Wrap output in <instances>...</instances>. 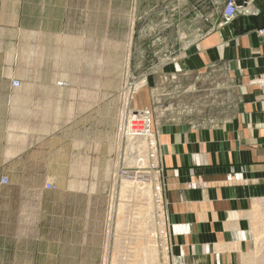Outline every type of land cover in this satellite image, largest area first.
Listing matches in <instances>:
<instances>
[{
  "label": "crops",
  "instance_id": "obj_1",
  "mask_svg": "<svg viewBox=\"0 0 264 264\" xmlns=\"http://www.w3.org/2000/svg\"><path fill=\"white\" fill-rule=\"evenodd\" d=\"M190 3L191 22L185 30L177 26L173 62L192 70L222 65L240 105L233 117L158 131L171 254L244 264L254 244L240 234L249 237L251 211L264 196V87L250 82L264 78V35L257 33L264 29V0L239 3L229 23L221 22L225 0ZM136 6V0H0V264H103L110 191L94 177L103 167L117 171L113 140L104 141L96 119L94 126L87 122L99 111L72 119L71 91L39 81L44 74L69 78L71 65L117 62L120 22ZM150 10L148 4L144 21ZM158 42L166 47V37ZM60 92L64 111L56 119Z\"/></svg>",
  "mask_w": 264,
  "mask_h": 264
},
{
  "label": "rangeland",
  "instance_id": "obj_2",
  "mask_svg": "<svg viewBox=\"0 0 264 264\" xmlns=\"http://www.w3.org/2000/svg\"><path fill=\"white\" fill-rule=\"evenodd\" d=\"M148 4L151 6L150 15H146L144 21L143 13L146 12ZM136 5L138 6H136L135 15L129 18L125 16L124 21L120 22L117 62L101 65L93 63L71 65L69 78L60 76L51 80L47 74H44L39 81V86L53 89V91H71L70 117L72 119L81 112L87 111L88 114H94L99 111V116L91 117L87 119V122L91 121L94 126V119H96L97 125L102 128L104 141L107 138L113 140L112 166L115 170L117 168V171L109 173L103 167L94 177L96 182L106 184L110 191L103 225V264L104 262L110 264L114 257H117L114 263L123 264H128L125 261L133 259L130 257L135 242L133 237L142 235L140 231L142 219L136 215V210L138 206L143 207L141 204H144V206H151V211L154 212L158 199L162 210L163 229H159V221L155 215L151 217L153 226H149L156 237L157 262L175 264L177 259L171 254L172 226L168 224L165 208V185L159 154L158 131L169 127H195L214 120L233 117L239 109L240 95L233 78L222 65L192 70L186 65L173 62L180 50L175 41L177 26L181 24L182 29L185 30L191 22L190 0H183L182 5L180 0H161L160 2L159 0H136ZM175 9L179 11L174 12ZM159 10L165 14H160ZM132 20L135 23L134 31L131 30L130 25ZM159 29L162 32H159ZM159 35L166 37V47L159 46ZM148 38L151 39L150 44L147 41ZM250 82L255 85L254 80ZM58 83H64L65 86H59ZM62 99V92L56 94V119L63 116ZM132 104H136L135 110L132 109ZM65 111H67L66 108ZM139 112L149 114L152 123L151 135L154 140L150 149L147 147L148 149L145 148L142 152L146 154H143L144 156L141 154L142 157L138 156L141 153L138 150L139 139L128 138L125 133L123 134L131 115ZM66 114L68 115L67 112ZM87 134H94V128L88 129ZM103 165L105 166V161ZM125 183L129 189L124 191L125 195L121 192L119 194L123 186H126ZM135 183L139 184L136 186ZM156 189L159 191V198ZM143 190L148 192L143 193ZM141 191L143 194H140ZM118 204L124 205L122 212L125 220H120L121 224L116 227L119 220L117 219L120 207ZM262 204H264V196L258 199L257 205H261V207L258 206L261 211L264 210ZM132 214L134 219H131ZM135 217L138 219L135 220ZM122 233L131 234L133 241L128 235H121ZM260 236L261 239L253 242L255 244L252 254L256 258L254 264H259V255L264 251V227ZM125 238L126 241L122 240ZM117 245L120 246L115 247ZM258 246L262 248L259 249ZM118 249L121 251L119 252ZM127 252L129 257H125Z\"/></svg>",
  "mask_w": 264,
  "mask_h": 264
},
{
  "label": "bare ground",
  "instance_id": "obj_3",
  "mask_svg": "<svg viewBox=\"0 0 264 264\" xmlns=\"http://www.w3.org/2000/svg\"><path fill=\"white\" fill-rule=\"evenodd\" d=\"M140 94V93H139ZM125 115H126V112H125ZM123 116H124V114H123ZM125 133V135H126V137H128V138H132L133 139V137H131V134L129 133V130H128V125L126 126L125 125V128H124V132H123V134ZM139 140L138 141H140V146H138V150L141 152V153H139L138 154V156L140 155L141 156V154H142V152H144L145 151V148H147V147H149V149H150V146H152L154 143H153V139H152V136H149V137H140V138H138ZM131 140V139H130ZM129 142V141H128ZM153 148V147H152ZM148 149V148H147ZM137 150V151H138ZM155 150V149H154ZM154 152V151H153ZM147 153V152H146ZM144 155H146L145 153H143ZM142 154V156H144ZM141 156V157H142ZM133 161V160H132ZM132 163V162H131ZM130 163V164H131ZM132 166L134 165L133 163L131 164ZM137 166V165H136ZM145 166V165H144ZM145 168V167H144ZM136 184V183H135ZM139 184V183H138ZM138 184H136V186L138 185ZM141 184V183H140ZM124 185H126V186H123V188L121 189V191H119V194H124L125 195V193H124V191H126L127 189H129L128 187H127V184L125 183ZM143 187H144V185L143 184H141ZM148 185V184H147ZM158 186V185H157ZM138 189H142V187L141 188H139V187H137ZM157 190V196H158V198H159V191H158V189H156ZM136 191V190H135ZM147 190H145V192H146ZM121 192V193H120ZM144 192V190H143V193H145ZM148 192V191H147ZM142 193V191H141V193L140 194H143ZM118 194V195H119ZM131 195V194H130ZM146 196V195H145ZM145 196H143V198L145 197ZM135 197V196H134ZM139 197V196H138ZM135 198H137V197H135ZM140 198H142V197H140ZM146 198V197H145ZM137 200V199H136ZM130 201V200H129ZM156 203H157V208H155L154 209V212H152L151 210V206L150 207H148L147 205L146 206H144V204H141L143 207H141V206H138V209L136 210V209H133L134 211L136 210L137 211V216L139 217V218H141L142 219V223H141V225H142V227H141V229L142 230H140L141 231V233H142V235H140V237H133L134 238V248H132V256H130L131 258H133V259H131V260H129V261H125V262H128V264H159L158 262H157V255H156V251H157V249H156V241H155V235H154V233L152 232V231H150L151 229V227H149L150 225L151 226H153V223H152V219H151V217H153V215H155L156 217H157V221H159V223H158V225H159V229L161 230V229H163V221H162V219H161V217H162V210H161V206H160V202H159V199L156 201ZM258 203H255L254 204V206H253V209H252V211H251V214H250V217H249V222H250V231H249V233L247 234V235H249V237L248 236H246L244 233L243 234H240V236H241V239L242 238H244V239H247V238H251V240H252V242H254V240H259V239H261V234H262V231H263V227H264V210L263 211H261L260 210V208H258V206H260L261 207V205H257ZM259 204H261V203H259ZM120 207H119V213L117 214V219H119L118 221H117V223H116V227H118V225L119 224H121V221H123V220H125V217H124V213L122 212V209L124 208V205L123 204H118ZM262 205H264V204H262ZM129 208H130V206H129ZM134 208V207H133ZM129 213V212H128ZM135 213V212H134ZM133 213V214H134ZM132 214V215H133ZM248 214V213H247ZM126 216V215H125ZM127 217V216H126ZM131 219H134V215H133V217H131ZM136 219H138V218H136L135 217V220ZM121 220V221H120ZM133 221V220H132ZM135 222V221H134ZM133 222V223H134ZM141 222V221H140ZM112 222H110V224H111ZM123 225V224H122ZM136 226H138V225H136ZM248 226V225H247ZM123 227V226H122ZM131 227V226H130ZM112 229V228H111ZM120 230V229H119ZM139 230V229H138ZM174 231H176V228L174 229ZM248 231V230H247ZM119 232V231H118ZM130 232H132V231H130ZM136 232V231H135ZM125 233V232H124ZM124 233H122L121 235H123V236H127L128 234H124ZM133 234V233H132ZM116 236V235H115ZM131 234H129L128 235V237L130 238V240H132L133 241V238L131 239ZM127 237V238H128ZM129 238L127 239V241L129 240ZM263 238V237H262ZM116 239V238H115ZM114 240V239H113ZM122 240H125L126 241V238L125 239H122ZM131 242V241H130ZM263 242V241H262ZM256 243H257V241H256ZM131 244V243H130ZM133 244V243H132ZM255 244V243H254ZM113 245V244H112ZM234 245V244H233ZM118 246H120V245H117V246H115V247H118ZM126 247V246H125ZM132 247V246H131ZM233 247V246H232ZM236 247V246H235ZM252 247V246H251ZM256 247H257V245H256ZM258 248H259V246H258ZM262 248V246L259 248V249H261ZM128 249H130V248H128ZM254 249V248H253ZM259 249H256V250H259ZM113 250V249H112ZM235 250V249H234ZM117 251V250H116ZM118 251H119V249H118ZM121 251V250H120ZM119 251V252H120ZM123 251V250H122ZM260 251V250H259ZM107 252V251H106ZM257 252V251H256ZM118 253V252H117ZM253 253V252H252ZM261 253V252H260ZM115 254V253H114ZM128 252L126 253V256L125 257H129L128 255ZM123 255V254H122ZM108 256V255H107ZM260 256V260H259V264H264V251H263V253L261 254V255H259ZM117 257H114V260L112 261V262H110V264H123V263H114L115 262V259H116ZM203 258V257H202ZM255 256H254V254H248L247 255V258H246V260H245V263L244 264H254V263H256V261H255ZM107 261V260H106ZM174 261V260H173ZM202 261V259H199V258H180V259H177L174 263L175 264H200V262ZM104 264H107L106 262H104Z\"/></svg>",
  "mask_w": 264,
  "mask_h": 264
},
{
  "label": "built area",
  "instance_id": "obj_4",
  "mask_svg": "<svg viewBox=\"0 0 264 264\" xmlns=\"http://www.w3.org/2000/svg\"><path fill=\"white\" fill-rule=\"evenodd\" d=\"M248 0H225L224 9L222 12V23H229L235 16L236 12L240 9L239 3H246ZM264 35V29L257 32ZM254 84L258 87H264V78L254 80ZM12 87H19L18 81L11 82ZM59 86H65L64 83H58ZM128 125L129 133L133 138L149 137L151 135V119L148 113H134L131 115L126 123ZM1 183H7V179H1ZM44 189L51 190L53 187L50 184H45Z\"/></svg>",
  "mask_w": 264,
  "mask_h": 264
}]
</instances>
